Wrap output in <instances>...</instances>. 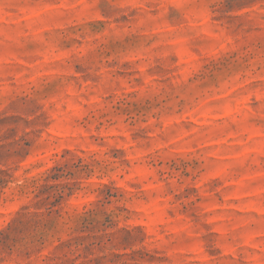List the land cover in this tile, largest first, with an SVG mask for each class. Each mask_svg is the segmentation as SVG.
<instances>
[{
  "label": "rangeland",
  "instance_id": "rangeland-1",
  "mask_svg": "<svg viewBox=\"0 0 264 264\" xmlns=\"http://www.w3.org/2000/svg\"><path fill=\"white\" fill-rule=\"evenodd\" d=\"M0 171V264H264V0H0Z\"/></svg>",
  "mask_w": 264,
  "mask_h": 264
},
{
  "label": "trees",
  "instance_id": "trees-1",
  "mask_svg": "<svg viewBox=\"0 0 264 264\" xmlns=\"http://www.w3.org/2000/svg\"><path fill=\"white\" fill-rule=\"evenodd\" d=\"M1 174H7V172L6 171H0V175ZM49 178H51V177H48L47 179H46V182L48 183L49 181H50V179ZM6 179L4 178V177H1L0 176V190L5 186V184H6ZM49 185L48 184H46V185H43V187H48ZM63 196H64V193L63 192H61V193H57L56 194V196H55V199H60V198H63ZM51 208H53V207H51ZM51 208H49V209H51Z\"/></svg>",
  "mask_w": 264,
  "mask_h": 264
}]
</instances>
